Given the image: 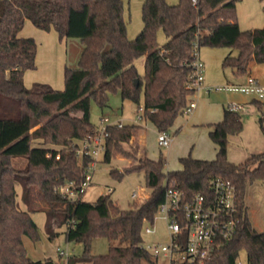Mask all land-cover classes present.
I'll return each instance as SVG.
<instances>
[{
	"label": "trees",
	"instance_id": "obj_1",
	"mask_svg": "<svg viewBox=\"0 0 264 264\" xmlns=\"http://www.w3.org/2000/svg\"><path fill=\"white\" fill-rule=\"evenodd\" d=\"M238 0H145L143 29L134 39L127 34L123 0H0V264H58L53 258L33 259L27 254L24 237L40 238L31 213H46V231L52 239L60 229L69 241H79L84 249L68 255L67 264H143L156 258L145 248L143 229L154 223L168 187L175 186L187 197L208 194L215 176L230 179L237 188L241 221L237 234L224 243L212 258L177 264H238L242 251L247 264H264V231L257 230L249 217L246 189L256 180L264 182V150L250 154L239 163L228 159L229 136L244 127L238 110L226 106L223 118L210 123V137L217 146L214 158L191 154L180 158L182 167L166 170L163 156L137 155L124 147L143 128L137 122L106 127L102 160L110 162L117 154L132 159L122 168L112 166L110 174L144 172L150 189L142 201L122 208L106 192L93 201L69 199L57 192L61 184L78 187L92 161L80 153V143L99 132L91 120V102L101 107L110 94L143 101V120L158 131H168L175 119L186 112L190 96L193 45L225 46L230 51L223 66L236 75L247 73L251 57L264 62V25L242 30L238 24ZM26 20L36 27L56 30L60 39L80 38L83 49L76 67L66 66L65 87L49 83H24L26 70L36 68L38 43L21 36ZM162 28L166 41L160 45ZM145 56V73H139L136 59ZM15 100L17 114L7 116L8 103ZM260 104L262 103L259 99ZM264 116L261 117L263 122ZM59 154V158L56 155ZM23 160L24 166H16ZM22 187L17 200V188ZM96 238L120 240L106 253L94 254Z\"/></svg>",
	"mask_w": 264,
	"mask_h": 264
},
{
	"label": "rangeland",
	"instance_id": "obj_2",
	"mask_svg": "<svg viewBox=\"0 0 264 264\" xmlns=\"http://www.w3.org/2000/svg\"><path fill=\"white\" fill-rule=\"evenodd\" d=\"M145 0H123L124 17L127 24V34L130 39L136 38L143 29V3ZM237 20L242 30L259 28L264 25V0H238L236 4ZM57 35L55 45L48 42V37ZM21 35L32 36L38 43L36 68L26 70V77L30 86L35 82L49 83L56 89L65 87V68L76 67L79 61L83 46L80 38L67 37L63 42L60 40L56 30H42L36 27L30 20H26ZM167 37L162 28L157 32V40L160 45L164 44ZM234 50V49H233ZM236 50V49H235ZM232 51L225 46L202 45L199 47V58L204 65L205 83L210 86L222 85L226 79L231 77V68L223 66L224 57ZM140 74L145 73V56H140L135 61ZM258 65L264 66V62ZM208 75V76H207ZM252 76H264L262 68L252 71ZM30 77V79H28ZM209 82V83H208ZM204 84L200 86V89ZM218 90H215L217 92ZM197 100V95L194 98ZM144 95L140 101L124 99L119 92L111 93L109 103L101 107L95 100L91 102V120L97 126L102 124V118L107 117L106 123H114L122 120L124 123L147 124L144 128V144L140 140L139 130L130 142L124 147L129 151H137V155H143L145 151L148 156L158 159L163 156L166 161V170H176L182 167L180 158L191 154L194 157L211 159L216 156V149L210 137V122L203 116L199 119L190 118L192 111L180 114L169 128L168 132L172 137L171 143L167 147H162L157 141L158 129L150 121H144L138 117L139 107L143 106ZM250 101L240 109L244 122L243 130L240 134L229 136L228 159L239 163L245 160L250 154L264 150V101ZM7 116L17 114V104L11 100L8 104ZM221 114L220 119L222 118ZM220 119H211L212 121ZM143 120V121H142ZM105 123V124H106ZM145 145V146H144ZM146 148V150H145ZM199 157V158H200ZM132 159L123 154H117L110 162L102 160V156L96 163L92 174L91 184L88 186L82 198L85 201L93 202L99 195L111 191L112 197L122 208H129L134 201H142L150 192L146 185L144 172L125 173L122 178H117L110 174L112 166L122 167L130 164ZM16 166H24L23 160L14 161ZM17 200L21 208L25 204L21 199V186L17 185ZM136 190L138 196L133 198L132 192ZM247 203L250 207V220L259 231L264 229V182L256 180L249 183L246 189ZM39 228L40 238L37 241L25 236L24 243L27 254L33 259L53 258L58 264H67V255H79L84 249V245L79 241H69L63 232L65 226L61 228L60 234L50 238L46 231V213L35 211L31 213ZM145 226H152L155 233L143 232V243L154 242L167 243L170 240L166 229V220L160 211L157 212L154 223H146ZM122 244L120 240L109 241L106 238H96L92 242V252L94 254L106 253L109 245ZM58 248L66 251L67 255L59 254ZM238 260L247 264V253L242 251ZM85 264V263H83ZM143 264H149L144 261Z\"/></svg>",
	"mask_w": 264,
	"mask_h": 264
},
{
	"label": "built area",
	"instance_id": "obj_3",
	"mask_svg": "<svg viewBox=\"0 0 264 264\" xmlns=\"http://www.w3.org/2000/svg\"><path fill=\"white\" fill-rule=\"evenodd\" d=\"M193 55L189 85L198 90L204 81V65L199 58L197 42L193 45ZM208 90L242 92L255 96L261 102L264 101V80L261 81L251 75L248 76L244 84L209 86ZM229 106L238 111L244 107L240 103H230ZM195 107L196 102L191 100L186 112L192 111ZM138 112H140L138 117L142 119L144 107L140 106ZM102 121L99 132L85 138L80 143L79 152L92 157L83 181L78 187L72 181L61 184L57 188L59 194L76 200L83 196L91 184L96 163L105 150L106 127L108 124H112L106 123L109 121L107 117H103ZM114 123L118 126L124 124L122 121ZM171 140L172 137L168 131L158 132L157 141L160 146H169ZM59 156V154L56 155L57 158ZM209 187L208 194L197 192L191 197H187L184 191L178 187H168L165 200L161 203L158 211L166 220V229L170 240L167 243L144 244L153 257L165 259L168 264L196 261L202 263L212 258L224 243L230 241L237 234L241 215L236 185L228 178L215 176L211 179ZM137 196L138 192L134 190L132 197ZM144 231L155 233L156 229L152 226H145ZM58 251L61 255H67L63 249L58 248ZM238 264L243 263L238 261Z\"/></svg>",
	"mask_w": 264,
	"mask_h": 264
},
{
	"label": "crops",
	"instance_id": "obj_4",
	"mask_svg": "<svg viewBox=\"0 0 264 264\" xmlns=\"http://www.w3.org/2000/svg\"><path fill=\"white\" fill-rule=\"evenodd\" d=\"M52 30H54V29H52ZM20 35H21V31H20ZM21 36H23V35H21ZM65 39L66 38L60 39V40L63 42ZM56 40H57V35H55V34L48 37V42L51 43V45H53V46L55 45ZM232 52L236 53L237 51L234 49V50H232ZM258 64L259 63L255 61L254 57H251L247 73H245L243 75H236L233 72V70L231 69V77L226 79V82L224 84L236 85V84L246 83L248 76H250V75L252 76V71H254L255 69H259V68H262V70H264V66L262 67L261 65H258ZM26 74L27 73L25 71L23 79H24L25 85L29 87L30 82H28ZM256 78H258L261 81L264 80V76H262V77L256 76ZM28 79H30V77ZM205 79H207V77L206 78L204 77V81H205ZM204 81L202 82V85L204 84V87H202L201 89L199 88L190 96V100H193L196 102V107L194 108L195 109L194 113L190 117L192 119L199 120L203 116L205 119H207L204 121H211L210 123H214V122H217V120L212 121L211 119L212 118L213 119H220L221 114L223 113V115H224L225 107L228 106L230 103H240L243 105H248L250 101H257V100H255L256 99L255 96L249 95L246 93H242V92H233V91H224V90L215 92V90H208V87L210 85H207ZM196 95H197V100L194 99L196 97ZM239 112H240V110H239ZM186 113H188V112H186ZM222 118H223V116H222ZM220 120H218V121H220ZM120 121H122V120H120ZM144 121H146V120H144ZM141 124L144 125V128L147 125V124L146 125L143 124L142 122H141ZM144 128H142V130L139 134L140 140L143 141L142 142L143 144H144ZM211 128H212V126H210V130H211ZM215 149H216L215 151L217 153L216 144H215ZM145 150H146V148H145ZM122 167H120V168H122ZM110 190L112 191L113 188L111 187ZM21 194H22V189H21ZM246 204L248 206V214H249L250 213V207H249V204L247 203V195H246ZM249 217H250V215H249ZM261 231H264V229H262ZM83 263L90 264L88 262H80L78 264H83ZM149 264H168V261L161 258V259H156L155 263H149Z\"/></svg>",
	"mask_w": 264,
	"mask_h": 264
}]
</instances>
